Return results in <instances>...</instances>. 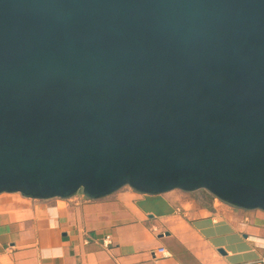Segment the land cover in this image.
I'll return each instance as SVG.
<instances>
[{
  "label": "water",
  "instance_id": "95a60500",
  "mask_svg": "<svg viewBox=\"0 0 264 264\" xmlns=\"http://www.w3.org/2000/svg\"><path fill=\"white\" fill-rule=\"evenodd\" d=\"M124 187L264 211V0H0V194Z\"/></svg>",
  "mask_w": 264,
  "mask_h": 264
},
{
  "label": "crops",
  "instance_id": "0c3cea01",
  "mask_svg": "<svg viewBox=\"0 0 264 264\" xmlns=\"http://www.w3.org/2000/svg\"><path fill=\"white\" fill-rule=\"evenodd\" d=\"M202 191L124 187L98 200L1 193L0 264H264V211Z\"/></svg>",
  "mask_w": 264,
  "mask_h": 264
},
{
  "label": "built area",
  "instance_id": "2783aa9c",
  "mask_svg": "<svg viewBox=\"0 0 264 264\" xmlns=\"http://www.w3.org/2000/svg\"><path fill=\"white\" fill-rule=\"evenodd\" d=\"M101 244H102L104 247L108 248V247L111 245V241H110V239H108V238H104V239L101 241ZM259 246L264 247V243L260 242V245H259ZM158 252H159L163 257H169V256H170L169 252H168L167 250H165L164 248H159V249H158Z\"/></svg>",
  "mask_w": 264,
  "mask_h": 264
},
{
  "label": "rangeland",
  "instance_id": "374dc122",
  "mask_svg": "<svg viewBox=\"0 0 264 264\" xmlns=\"http://www.w3.org/2000/svg\"><path fill=\"white\" fill-rule=\"evenodd\" d=\"M204 192H206V193H204ZM202 193H204L205 195H206V194L209 195V193H208L207 191H205V190H203ZM218 201H219V200H218Z\"/></svg>",
  "mask_w": 264,
  "mask_h": 264
}]
</instances>
